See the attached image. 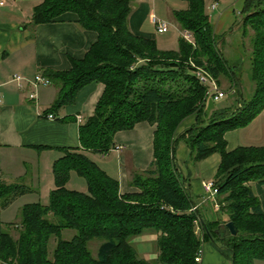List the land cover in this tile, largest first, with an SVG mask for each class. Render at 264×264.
<instances>
[{
  "label": "trees",
  "instance_id": "1",
  "mask_svg": "<svg viewBox=\"0 0 264 264\" xmlns=\"http://www.w3.org/2000/svg\"><path fill=\"white\" fill-rule=\"evenodd\" d=\"M131 1L40 0L32 9L30 26L69 11L80 28L96 32L95 41L82 58L70 60L69 69L41 72L57 88L44 113L70 103L86 83L100 82L103 89L92 114L77 128L79 147L60 148L52 161L47 203H25L16 222H0V261L5 264H198L193 258L204 241L229 264L264 259V144L226 151L223 139L225 131L244 127L264 108V0H243L238 11L240 52L249 61L248 93L241 90L240 61L229 60L220 48L223 34L212 33L204 0H184L186 8L172 12L179 29L191 37L180 36L175 50H160L153 39L129 30ZM189 63L217 85L224 78L232 89L231 105L205 112L207 98L213 100L189 74ZM189 115L195 122L175 135ZM139 121L154 125L151 160L143 170H128V185L138 191L119 193L117 181L84 151L107 152L114 147V132ZM178 140L190 161L218 153L211 181L219 204L215 212L225 213V220L190 209L193 204L173 158ZM71 171L83 178L85 192L65 187ZM26 191L23 184L0 180V207ZM228 221L234 235L224 227ZM64 229L73 231L70 237H61ZM145 229L156 233L153 260L140 256L132 242ZM92 240L98 241L94 251Z\"/></svg>",
  "mask_w": 264,
  "mask_h": 264
},
{
  "label": "crops",
  "instance_id": "2",
  "mask_svg": "<svg viewBox=\"0 0 264 264\" xmlns=\"http://www.w3.org/2000/svg\"><path fill=\"white\" fill-rule=\"evenodd\" d=\"M0 1H2L0 5V180L6 183L25 180L28 191L15 199L23 197L24 200L26 195L30 197L28 201L22 200L16 206L15 213L18 218L21 205L31 202L47 203L48 193L53 188L52 161L61 154L60 148L79 147L77 128L92 114L103 85L97 81L86 83L76 91L70 103L52 113V119L45 118L44 110L53 102L57 88L51 82L33 88L26 80H31L37 73L42 75L41 72L46 69L55 71L69 69L70 60L83 57L89 45L95 41L96 32L80 28L75 23V14L69 11L61 13L55 21L30 26L28 22L32 9L40 0ZM242 1L236 0L218 10L215 20L211 23L212 33L215 36L223 34V44L220 48L226 57L229 55L225 51L224 40L227 36H233L234 16L238 15ZM159 6L163 11L159 12ZM131 8L127 17V26L134 35L157 41L158 35L162 33L155 31L151 22L152 16L167 22V30L163 33L168 32V29L179 34L182 31L174 21L172 12L186 8L184 0H132ZM207 9L210 12L216 11L217 1H210ZM204 12L206 13L205 9ZM235 26L238 28L237 25ZM240 39L239 34V43ZM157 46L160 47L158 43ZM244 53L247 56V53ZM242 56L236 59L240 61L239 79L241 87L247 85V89L244 87L242 90L248 93L251 83L247 72L243 69L248 68L249 61L245 59L246 56L245 58ZM14 75L23 78L19 84L13 80ZM225 92L228 95L227 101L220 103L218 100L208 99L205 102L207 106L204 107L205 112L231 105L232 89ZM31 93H34L32 98L29 97ZM223 98L224 95L220 99ZM263 109L244 127L223 133L226 151L237 146L264 144ZM194 122V115L186 116L180 121L174 134L181 133ZM153 129L154 125L139 121L131 129L114 132L112 136L114 147L107 152L85 150L84 153L109 177L117 181L119 193L137 192L135 187L128 185V170L130 168L143 170L147 167L151 160ZM173 156L177 172L181 176L183 186L188 190L192 204L197 205L199 214L207 216L204 208L212 202L203 199L201 182L213 179L219 162L218 153L213 152L203 159L190 161L187 147L178 140L174 145ZM65 187L80 192L86 191L83 178L73 171L68 174ZM261 192L264 194V186ZM260 194L257 195L260 197ZM15 199L7 206L0 207V211ZM15 213L11 217L12 220H16ZM2 221L0 219V222ZM141 233L132 238V242L136 252L149 260L144 256L154 251V232L145 229ZM147 235L149 236L146 238ZM204 245L205 243L201 244L198 264H208L209 258L213 255L218 260H222L212 246L205 245L206 252H204ZM222 264H224L223 260Z\"/></svg>",
  "mask_w": 264,
  "mask_h": 264
},
{
  "label": "rangeland",
  "instance_id": "3",
  "mask_svg": "<svg viewBox=\"0 0 264 264\" xmlns=\"http://www.w3.org/2000/svg\"><path fill=\"white\" fill-rule=\"evenodd\" d=\"M210 1H212V0H204L203 1L204 9L206 11V14L208 16V19H209L210 23H213V21L215 20L218 10L222 9L224 6L229 5L231 2H236V0H216L217 1V9L214 12H210V10L207 9L208 4H209ZM159 8H160L159 9V12H160L162 10V8H161V6H159ZM156 12H157V9H156ZM234 13H236L235 10H234ZM169 17L170 16H167V18H169ZM239 19H240L239 18V14L238 15L236 14L234 16V21L235 22H234V25L232 26L234 28V29H232L233 30V32H232L233 36L232 35H231V37H228L227 36V39L224 40L226 42L225 43V51L229 55V57H227V58H229V60H231L232 62H234L237 59L238 56H240V57L242 56L241 55V52H240L242 50V48H241V46L239 45V42H238L239 41L238 38H239V34H240V29L239 28H236V26H235L237 24V22L239 21ZM180 36L181 35L179 33L175 32L174 30L168 29V32L162 33L161 35H158V37H157V41L156 42L159 44V46L161 48L157 46V43L156 42H155V45L160 50H175L177 48V41H178V39H179ZM244 54H243V56H246ZM241 69H243V68H241ZM244 69H247V68H244ZM244 69H243V71H247V70H244ZM218 87H219L220 90H222L224 92V98L223 99H220L218 101L220 103H225L227 101V96H228L227 93L225 92V91H228V82L224 78L220 77ZM244 87H245V89H247V85L246 84L242 87V89H244ZM250 90H251V87H250ZM207 100H208V98H207ZM207 100H206V102H207ZM214 103L216 104V102H214ZM21 182L22 183L24 182L23 185L25 187H27L26 184H25V180H22ZM21 182H19V181L18 182L17 181L12 182L11 181L9 183H19V184H22ZM25 197L26 198L24 200L25 201H28V199H29L30 196L26 195ZM22 200H23V197H20L19 199L17 198L8 207H6L4 210L0 211V219L3 220L2 222H6V221H16L17 220V213H15V210H16V206H18V203H20ZM218 211L217 212H215V210L213 211L212 204L211 205H208L207 204L206 208H204V212H206L207 216L210 217L211 219L213 217H216V218H218L220 220H225L226 214L225 213H222V212L219 213ZM14 213L16 214V220H12V218H11L12 215H14ZM4 216L7 217V218H4ZM12 233H14V231ZM72 233H73L72 230H70V229H64L63 231H61V237L62 238H68V237H70V235ZM148 236L149 235H147L146 238ZM153 236L155 238L156 237V233H153ZM149 240H151V239H149ZM152 241H153V239H152ZM96 242H98V241L97 240H92V241L89 242V247H91L92 251H94V249L96 247ZM90 243H91V245H90ZM203 243H205V245L212 246V244L209 241H204ZM48 245H49V248L51 249V247L53 246V241L50 240V242L48 243ZM205 245L203 247V251L204 252H206V249H204V248H206ZM212 249L214 250V252H217L220 255V253L213 246H212ZM220 256H221V259L223 260L224 264H229V262L226 261V259L222 255H220ZM144 257H147L149 260H153V259H155L156 254L153 251L152 254L145 255ZM222 260L221 261L218 260L213 255L212 257L209 258L208 264H222ZM0 264H5V263H3V262L0 261ZM252 264H264V259H253L252 260Z\"/></svg>",
  "mask_w": 264,
  "mask_h": 264
},
{
  "label": "built area",
  "instance_id": "4",
  "mask_svg": "<svg viewBox=\"0 0 264 264\" xmlns=\"http://www.w3.org/2000/svg\"><path fill=\"white\" fill-rule=\"evenodd\" d=\"M1 4H2V1H0V5ZM210 7L212 8L213 5L211 4ZM151 22L153 23L155 31L157 33H163L167 30V26H168L167 22L157 19L153 16L151 17ZM180 35L188 41L191 38L189 33L185 30H182L180 32ZM189 65L191 66V69L188 70L189 74L194 76L197 79L198 83L205 87V91H204L205 97H210L213 101L219 100L220 98L223 97L224 92L219 89L216 81L205 70H203L201 67H195L191 63H189ZM22 79L23 78L18 75L13 76V80H15L18 84ZM26 81L33 88H35L38 85H46L50 83L48 78L40 75L39 73L35 74L31 80H26ZM29 97L30 98L34 97V93L29 94ZM263 112H264V109H263ZM43 116L48 119L53 118L52 114L50 113H46ZM201 188L203 192V199L210 200L212 202L213 210H217L219 207V204L216 202V199H215L216 187L213 185L212 181L211 180L202 181ZM196 208H197V205H194V204L190 207L191 210H195ZM196 231H198L197 226L195 227V232ZM200 256H201L200 251H198L196 255L194 256L193 260L198 263L200 261Z\"/></svg>",
  "mask_w": 264,
  "mask_h": 264
},
{
  "label": "water",
  "instance_id": "5",
  "mask_svg": "<svg viewBox=\"0 0 264 264\" xmlns=\"http://www.w3.org/2000/svg\"><path fill=\"white\" fill-rule=\"evenodd\" d=\"M224 227L228 230L231 235H234L236 230L231 221L225 222Z\"/></svg>",
  "mask_w": 264,
  "mask_h": 264
}]
</instances>
